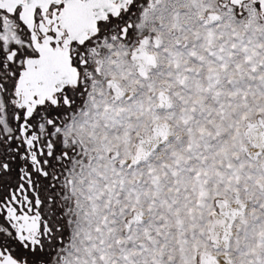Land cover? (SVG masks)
<instances>
[{"label": "snow or ice", "instance_id": "1", "mask_svg": "<svg viewBox=\"0 0 264 264\" xmlns=\"http://www.w3.org/2000/svg\"><path fill=\"white\" fill-rule=\"evenodd\" d=\"M0 264H264V0H0Z\"/></svg>", "mask_w": 264, "mask_h": 264}]
</instances>
